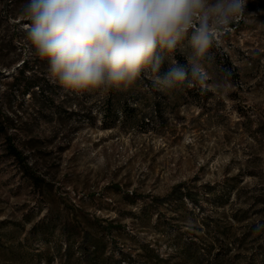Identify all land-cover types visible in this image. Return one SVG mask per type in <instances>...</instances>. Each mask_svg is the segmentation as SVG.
I'll return each instance as SVG.
<instances>
[{
  "label": "rangeland",
  "instance_id": "rangeland-1",
  "mask_svg": "<svg viewBox=\"0 0 264 264\" xmlns=\"http://www.w3.org/2000/svg\"><path fill=\"white\" fill-rule=\"evenodd\" d=\"M18 11L10 0H0L6 63L0 66V108L13 122L12 142L52 190L49 198L37 192L7 155L0 135V245L18 249L31 224L46 213L47 201H63L121 226L109 234L106 249L117 263L152 264L146 248L174 263L177 233L186 242L194 234L207 253L203 245L215 240L203 227L206 215L230 223L235 239L246 235L243 246L223 264H244L252 252L258 253L255 244L264 242V230L253 227L264 224V208L250 202L264 193V137L255 138L257 123L264 122V0H247L243 17L211 48L205 65L207 100L204 89H154L144 74L127 90H66L53 82L47 62L36 55L23 27L28 21L20 12L14 14ZM186 54L177 51L175 59L183 64ZM23 59L31 75L43 77L42 89L24 95L10 85ZM167 69L165 62L160 74ZM235 176L242 179L239 197L221 198L216 206L203 199L207 185L219 196L225 179ZM180 183L196 191L200 209L189 202L162 204ZM151 201L154 205L145 209ZM223 207L228 215L238 209L245 214L225 221ZM27 245L20 248L32 251L25 264H47L43 241ZM237 252L240 258H231ZM50 264L64 263L57 258Z\"/></svg>",
  "mask_w": 264,
  "mask_h": 264
},
{
  "label": "clouds",
  "instance_id": "clouds-1",
  "mask_svg": "<svg viewBox=\"0 0 264 264\" xmlns=\"http://www.w3.org/2000/svg\"><path fill=\"white\" fill-rule=\"evenodd\" d=\"M246 5L247 0H22L21 16L36 55L66 90H127L142 74L161 91L179 85L206 89L210 50L243 17ZM180 50H187L183 64L175 59ZM262 229L264 224L255 227Z\"/></svg>",
  "mask_w": 264,
  "mask_h": 264
},
{
  "label": "trees",
  "instance_id": "trees-1",
  "mask_svg": "<svg viewBox=\"0 0 264 264\" xmlns=\"http://www.w3.org/2000/svg\"><path fill=\"white\" fill-rule=\"evenodd\" d=\"M15 7L21 10L20 0H10ZM21 11L15 12L17 16ZM236 28V27H235ZM3 44L0 39V66H6L4 63V55L2 54ZM185 63V62H184ZM31 67L28 61L25 59L14 69L12 74V81L10 85L20 89L22 95L25 93H32L35 90L42 89V76L35 74L31 75L29 72ZM1 73V69H0ZM30 74V75H29ZM185 90H201L200 86L187 87L184 85ZM203 100L208 98V90H203ZM14 128L13 122L9 115L0 108V135L4 138L5 151L7 155L12 157L18 164L20 171L24 174L31 185L41 195L51 197V186L47 182V178L41 175L35 170L34 163H31L24 152L19 149L12 142V133L10 130ZM257 137H264V122L259 121L256 127ZM249 176H256L253 171H248ZM264 176V174L262 173ZM240 178V179H239ZM241 177L235 176L231 180L226 178L223 182L222 191L223 194L219 196L213 193V189L210 185H207V191L203 199L212 206H216L221 202V198H225V202L230 200V196L239 197L238 183L242 182ZM264 191V184L261 186ZM61 200V199H59ZM134 200V199H133ZM158 200V199H155ZM162 204L171 203L174 206H185L187 202L191 203L195 208H201V202L197 198V193L194 189L186 187L184 183L176 185L169 197L162 199ZM261 204L264 208V193L251 197L250 205ZM146 208L152 207L154 202L151 201L150 205L146 204ZM46 213L33 222L27 231V235L24 238V242L19 243V248L16 249L13 244L0 245V264H25L28 256L32 255V251H22V246L29 248L27 243L34 240L43 241L45 244V250L42 253L45 263L50 264L53 259H59L64 264H125L124 260L117 263L114 259V253L107 255L108 236L113 229H120L121 226L112 220H102L98 217L89 216L81 207L70 204L63 201H47ZM224 210L220 212L221 216L227 220H239L245 214V210L238 209L231 215H228ZM205 232L212 236L214 243L209 245L204 244V249L198 246L197 237L189 235L188 241H183V237L180 233L175 236V242L173 248L175 249L174 258L175 262L171 263L168 259L162 258L159 254L151 248H146L149 253V258L153 261L152 264H223L224 260L231 252L235 251L238 247L243 246L246 235L242 238L235 239L233 229L230 223L224 224L214 219L212 216L206 215L201 218ZM159 222V217L156 219V223ZM255 229V227H253ZM253 230V229H252ZM264 230V229H262ZM201 236H198L200 239ZM228 243V240H231ZM225 241L224 245L222 242ZM53 242V244L48 245ZM216 242L219 244V248L216 247ZM255 246H258V253L252 252L246 257L244 264H264V242H257ZM223 248V251H222ZM52 250V252H51ZM203 250V253H202ZM240 253H234L231 258H240ZM41 255V254H38ZM203 255L207 256L204 259ZM40 259V258H39ZM2 262V263H1ZM207 262V263H206Z\"/></svg>",
  "mask_w": 264,
  "mask_h": 264
}]
</instances>
